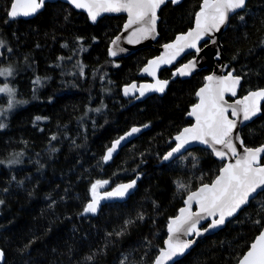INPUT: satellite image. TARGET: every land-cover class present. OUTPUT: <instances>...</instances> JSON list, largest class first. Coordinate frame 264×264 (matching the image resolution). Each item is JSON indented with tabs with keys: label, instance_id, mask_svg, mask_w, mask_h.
<instances>
[{
	"label": "trees",
	"instance_id": "obj_1",
	"mask_svg": "<svg viewBox=\"0 0 264 264\" xmlns=\"http://www.w3.org/2000/svg\"><path fill=\"white\" fill-rule=\"evenodd\" d=\"M12 1L0 0V69L12 70L0 76V88L13 89L17 103L9 109V96L0 93V162L20 165L0 170L2 264H151L186 196L213 182L223 166L201 148L163 162L173 138L192 123L187 114L211 70L171 80L163 96L124 99L123 86L146 80L138 74L158 54L145 47L109 58L125 16L93 25L57 2L32 19L11 21ZM202 1L162 8L157 45L190 30ZM222 45L224 61L243 78L240 95L264 87V0H250L231 19ZM174 69L161 78L171 79ZM136 125L150 129L105 164L112 142ZM242 137L247 147L264 143V104ZM137 176L141 181L127 201L108 204L95 217L81 214L97 180L114 186ZM261 205L264 196L175 264H237L264 227Z\"/></svg>",
	"mask_w": 264,
	"mask_h": 264
},
{
	"label": "snow or ice",
	"instance_id": "obj_2",
	"mask_svg": "<svg viewBox=\"0 0 264 264\" xmlns=\"http://www.w3.org/2000/svg\"><path fill=\"white\" fill-rule=\"evenodd\" d=\"M68 2L76 8L86 9L93 22L96 21L101 12L126 11L129 14V20L125 25V31L132 24L139 23L147 17L149 27L139 29L140 36L138 37L146 38L155 32L156 12L160 5L165 3V0H68ZM172 2L179 3L180 0H172ZM246 3L247 0H203L201 10L196 15L195 28L186 34L178 36L174 43L166 45V49L173 51L166 53V56H161L157 60L151 61L149 67L158 65L161 62L169 63L186 48L194 49L198 54L201 51V48L198 46L199 41L206 34L220 31L221 26L225 25L228 21L229 14L245 9ZM43 5L44 0H24V2L22 0H13L8 11V17L15 19L21 15L25 17L30 16L42 8ZM240 19L243 20L244 17L241 15ZM132 36L136 37L137 32H133ZM119 39L120 37H117L116 41ZM116 41H113V45L116 44ZM132 42L133 40L130 37L129 43ZM210 42L216 43L215 39H212ZM0 47H3V41H0ZM120 50L123 51V49ZM110 55L116 56L117 52L110 49ZM195 64V60L190 61L180 69V75H190L191 71L195 68ZM144 71L148 72L149 68H145ZM150 74L154 75V70ZM11 75L12 70L10 68L0 69V76ZM240 80L241 77L233 76L231 71L223 77L208 76V84L197 93L200 97V102L189 113L195 117V125L185 128L177 135L175 137L177 141L175 147L163 157V160L167 161L175 153H180L186 144H189L191 141H198L201 144L210 145L215 155L222 160L226 158L228 153L232 157L238 158L235 160V163H227L212 184H205L198 191L188 195L186 200L188 206L180 209V215L171 220L168 226L170 235L166 241L167 247L161 251L160 256L157 257L154 264H167V261L172 260L173 257L183 255L195 243V239H174L178 233L189 236L202 235L203 232L224 225L226 218L233 217L243 206L248 205L250 201H256L261 196H264V166H260L259 161L260 154L264 153V146L255 149L248 148L244 145V141L238 132L233 137V132L237 126V119L243 123L250 121L260 113V101L264 100V89L250 92L243 99L238 100L236 103L240 107H233L231 111L232 117L236 119H230L228 116L229 106L224 100V94L225 92H230L231 95L235 96ZM36 83H39V79H37ZM167 83V81L157 80L156 84L144 85L141 88H137L135 84H132L130 87L124 88V94L135 95L136 92H139V96L142 97L145 95V90L162 93ZM0 93H7L13 98L15 96L14 90L7 87V85L0 88ZM12 106V100H9V109ZM97 111L99 110L97 109ZM37 119L40 118L37 117ZM3 126L0 123V128ZM140 131V128L134 127L125 137L116 140L103 157L104 161L107 162L112 159L113 153L117 150L122 140ZM52 139H55V137H52ZM234 140L239 143L240 148L243 150L244 154L242 156L238 152L236 143L233 142ZM216 145H222L228 151L218 150L215 147ZM15 162L11 161V163ZM107 184V180H97L92 185V199L85 206L83 213H81L82 215H95L102 199L124 197L130 189L135 187L136 181L133 180L130 183L121 184L114 190L100 195L98 188L104 187ZM193 201L199 205L200 209L195 213L191 211ZM3 203L4 201L0 200V204ZM261 206L264 207V205ZM202 213L205 215L202 216ZM205 218H211L210 224L201 230L197 225L200 219ZM255 222L259 224L260 220H256ZM3 260L4 252L0 250V264H2ZM241 264H264V232H261L256 242L251 245V250L247 252Z\"/></svg>",
	"mask_w": 264,
	"mask_h": 264
},
{
	"label": "water",
	"instance_id": "obj_3",
	"mask_svg": "<svg viewBox=\"0 0 264 264\" xmlns=\"http://www.w3.org/2000/svg\"><path fill=\"white\" fill-rule=\"evenodd\" d=\"M183 1L184 0H180L179 3H173L172 0H165V3L162 4V5H160V7L157 9V12H156L157 20H156V24H155V32L152 33V34H150V35H148L146 38H138V37L140 36L139 29L149 27V20H148L147 17L144 20L140 21L139 23L132 24L127 29V31H125V25L128 23V20H129V14L126 11H121V12H101V14L97 17L96 21L93 22L91 20L90 16H89V14H88V11L86 9H84V8H76V7H74V5H72L71 3H69L68 0H44L43 7L40 8L34 14H32L30 16H27V17L21 15V16H18L17 18H15V19H10L9 17L8 18L11 21L20 20V19H22V20H29V19H32V18L36 17L40 12H42L44 10L46 4L57 3V2H62V3L68 4L75 11L86 14V16L89 19V22L91 24H93V25L97 24L98 21L101 20L104 17L125 16L126 20H125V23H124V25L122 27L121 32L112 40V42L109 45V48H108L109 58L112 59V60H116V59H120V58L129 57V56L133 55L134 53H136L138 50H140L142 48H145V47H152L158 54L155 57L149 59L148 62L145 64V66L141 69V71L138 74V76L140 78H144L146 80L141 81V82L134 81V82H132L130 84H127V85L123 86V88H122V96H123V98L124 99H134L136 102H143L146 99H148L149 97L154 96V95L163 96L165 94V92L167 91V89H168V87L170 85L171 80H175L177 78H180L182 80H185V79L191 78L193 75H196L197 73H199V72H201L203 70H211L210 73L208 75H206L205 82L203 83V85L196 92L197 102L193 106H191V108L189 110V113H190L191 110H192V108L196 104H198L200 102V97L197 95V93L199 92V90L201 88L205 87L208 84V81H207V77L208 76L223 77V76L227 75L229 71L232 72L233 76H240V75H237L235 73V71L230 70L229 63H227V62L224 61V53H223V45H222V36L228 30V28L230 26L231 19L235 15H237V14L241 13L242 11H244L246 9V7L248 5V2L250 0H247L245 9L237 10V12L230 13L229 14L228 21L226 22L225 25H222L221 26L220 31L214 32L213 34H206L205 37L202 40L199 41L198 46L201 48V51L198 54L195 52L194 49H188V48H186L183 51H181L178 55H176L175 58L172 59L169 63H162L161 62L158 65H152L151 67H149L151 61L157 60L161 56H166V53H171L173 51L171 49H166L165 48L166 45H169V44L174 43L176 41V39H177L178 36H180L182 34H186L190 30H192V29L195 28L196 16H195V20H194V25H193V27L190 30H188L187 32L178 34L172 41H170L168 43H165L163 45H157L158 40H159L158 25H159V22H160V12H161L162 8H164L168 3H173L174 5H179ZM22 2H24V0H22ZM12 3H13V1H12ZM202 4H203V1L201 3V7H202ZM200 10H201V8L197 12V14L200 12ZM133 32H137V36L136 37H133L132 36V33ZM117 37H120V39L118 41H116V38ZM130 37L133 40L132 43H129V38ZM212 39H215L216 43H214V44L211 43L210 41ZM113 41H116V44L115 45H113ZM206 41L208 42L207 44H206ZM110 49L116 51L117 52V55L116 56H111L110 55ZM120 49H123V51H121ZM188 55H193V56L190 59H188L187 61L181 63V61L186 56H188ZM193 60L196 61V64H195L194 70L191 71V74L190 75H180V69L183 68L190 61H193ZM173 67H176V69L173 70V73H172L173 75H172V78L171 79H163V78H161V72L163 70H165V69H171ZM145 68H149V71L148 72H145L144 71ZM153 70H154L155 74L154 75H151L150 73ZM240 77H241V80H240V84L238 85V87L236 89V95L233 96V95H231L230 92H225V94H224V100L227 102V105L229 106L228 116H229L230 119H236V118L232 117L231 111H232V108L233 107H236V108H239L240 107V105H238L236 103L238 100L243 99L250 92H254V91H257V90H260V89H264V87L257 88V89H253V90H250L246 94H244V95L241 96L240 95V92H241V89H242L243 78H242V76H240ZM157 80L167 81L168 82L167 83V86L165 87V90L162 93L161 92H157V91H148V90H145V95L142 96V97L139 96V92H136L135 95H132V94L125 95L124 94V88L125 87H130L132 84H135L137 86V88H141L144 85H154V84H156V81ZM263 104H264V100L260 101L261 111H260V113L257 114V116L253 117L250 121H245V122L241 123L240 120L237 119V126H236V129L233 132V137L238 132L239 135H240V137L243 139V137H242V130L244 129V127H246L247 125L251 124L255 119H257L259 116H261ZM189 113L187 114V118L189 120H191L192 123L189 124L188 126L184 127L177 135H179L185 128H189V127H192V126L195 125V123H196L195 117L191 116ZM241 118H242V114H241ZM134 127L140 128L141 131L138 132V133H134L131 136H127L126 139L122 140L121 141V144L118 146L117 150L113 153L112 159H110L107 162L104 161L105 164L111 163L118 156V154L121 152L122 149H124L128 144H130L131 142H133L134 140H136L137 138H139L143 133H145L147 130L150 129V125H147V127H145V125H141V126L136 125V126H133L128 131H126L125 133H123L122 135H120L117 139H115L112 142L111 146L113 145V143L116 140L120 139L121 137H125L126 134L128 132H130V130L132 128H134ZM175 137L173 138L174 146L172 148H174L175 145H176V143H177V141L175 140ZM243 141H244V139H243ZM233 142L236 143L237 150L240 153V155L242 156L244 153H243V150L240 148L239 143L236 142L235 140ZM244 145H245V141H244ZM261 146H264V143L262 145L258 146V147H248V148L255 149V148H259ZM215 147L218 150H221V151H224V152H227L228 151L222 145H216ZM172 148L169 151H171ZM197 148L209 150L215 156L216 159H218L219 161L223 162V166L221 167V169L227 163H235V160L238 158V157H232L231 154L228 153V155L226 156V158L222 160V159H220L219 157H217L215 155V153L213 152L212 147L210 145L201 144L198 141H191L189 144H186L185 145V147L181 150L180 153H175L174 156L171 159H169L167 161L163 160V162L165 164H170V163L176 161L179 157L183 156L185 153H187V152H189L191 150L197 149ZM107 151H106V153H107ZM106 153H105V155H106ZM263 157H264V153H261L260 154V157H259L260 166H264V162H262L263 161ZM221 169H220L218 175L216 176V178L220 175ZM141 178H142L141 176H137L136 178H134L132 180L125 181V182H121V183H118V184H116L114 186H111L108 183L106 186L101 187V188H98V193L100 195H103L104 193H106L108 191L114 190L117 186H119L121 184H127V183L132 182L133 180L136 181L135 187L133 189H130L129 192L124 197H112V198L100 200L97 213L95 215H93V214H87V216L88 217H95V216H97L101 212L102 208L104 206L108 205V204H111V203H121V202L127 201L135 193V191L137 190L138 183L141 181ZM216 178L213 180V182L216 180ZM213 182L209 183V185L212 184ZM202 186L203 185L199 186L196 190L191 191L188 195H190L193 192L198 191L199 188L202 187ZM188 195L185 198L184 206L182 208H186L188 206L186 204V200H187ZM91 199H92V197H91ZM252 202L253 201H250V203L248 205L243 206L233 217L226 218V221H225V224L224 225L219 226V227L214 228V229H210L209 231L203 232L202 235H199V236H195V235L189 236V235H184L183 233H178L177 236L174 237V239H176V238L183 239V240H193V239H195V243L192 244L191 247L189 249H187L183 255L177 256V257H173L172 260L167 261V264H175L178 261H180L181 259H183L185 256H187L195 248V246L200 241H202L206 237L215 235L218 232H220L223 228H225V226L231 220H233L236 217H238L239 214L241 213V211H243L246 207H248ZM199 210H200L199 209V205L197 203H195V201H193L192 206H191V211L193 213H195V212H198ZM179 215H180V210H179L178 214L175 217H173V218H171L169 220L168 226H169L171 220L174 219V218H176V217H178ZM201 215L203 216L205 214L202 213ZM210 220H211V218L200 219L199 224L197 225V227L199 229H201V230L204 229L205 227H207L210 224ZM168 226H167V237H166V239L164 241V245H163V247L161 248V250L157 254L156 258L154 259V261L151 264H154V262L157 259V257L160 256L161 251L164 250V249H166V247H167L166 241L168 240V237L170 235V233L168 231ZM261 232H264V227L262 228V230L260 231V233L257 235V237L254 239V241L251 243V245L256 242V240L260 236ZM251 245H250L249 249L246 251V253L242 256V258L238 261L237 264H241V261L247 255V252L251 250ZM4 260H5V254H4ZM4 260H3V262H4Z\"/></svg>",
	"mask_w": 264,
	"mask_h": 264
},
{
	"label": "rangeland",
	"instance_id": "obj_4",
	"mask_svg": "<svg viewBox=\"0 0 264 264\" xmlns=\"http://www.w3.org/2000/svg\"><path fill=\"white\" fill-rule=\"evenodd\" d=\"M8 87V86H7ZM10 88V87H9ZM5 94H7V93H5ZM8 95V94H7ZM9 96V95H8ZM9 98H10V100H12V103H13V106H15L16 105V103H17V99H15V97L13 98V97H10L9 96ZM12 106V107H13ZM11 161H16L15 163H11ZM20 165V163H18L17 162V160H6V161H2V162H0V170L2 169V168H11V167H18Z\"/></svg>",
	"mask_w": 264,
	"mask_h": 264
}]
</instances>
